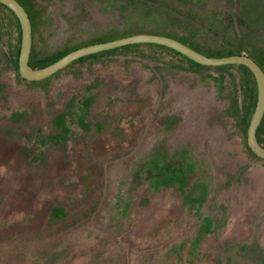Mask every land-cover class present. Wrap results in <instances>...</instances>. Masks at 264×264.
I'll return each mask as SVG.
<instances>
[{
  "label": "flooded vegetation",
  "instance_id": "af4514ba",
  "mask_svg": "<svg viewBox=\"0 0 264 264\" xmlns=\"http://www.w3.org/2000/svg\"><path fill=\"white\" fill-rule=\"evenodd\" d=\"M32 50L33 35L29 64L41 67L32 62ZM81 57L38 80L15 70L20 80L33 83ZM105 76L94 89L77 85L82 95L50 98V114L45 111L46 93L39 91L32 100L26 92L12 97L11 87L0 88V141L23 165L26 178L58 170L64 156L55 155L56 165L50 166L52 153L65 154L67 162L93 147L91 156L99 155L88 162L86 174L79 175L81 162L65 168L59 180L65 182L61 192L66 201L50 195L48 228L11 240L0 252V264H77L79 257L78 264H264V158L247 145V110L241 115V129L244 147L256 159L252 166L249 161L238 165L242 157L226 153L231 147L217 140L216 125L199 118L198 125L182 135L174 126L183 115L171 99L153 87H140V79ZM225 114L233 117L232 109ZM263 118L256 137L264 146L259 135ZM129 147L140 152L136 164L127 160L126 150L109 149ZM0 172L2 185L10 173ZM30 183L34 188V180ZM92 200L93 207L66 226L79 234L65 235L61 220L67 212L81 211ZM164 208L172 221L158 220L155 228L162 230L152 226L147 231L153 232V245L144 249L135 224L143 212Z\"/></svg>",
  "mask_w": 264,
  "mask_h": 264
},
{
  "label": "rangeland",
  "instance_id": "374dc122",
  "mask_svg": "<svg viewBox=\"0 0 264 264\" xmlns=\"http://www.w3.org/2000/svg\"><path fill=\"white\" fill-rule=\"evenodd\" d=\"M21 2L32 16L33 63L46 64L67 51L93 42L150 32L175 36L212 56L238 52L250 55L264 70V0H21ZM16 41L12 19L0 7V88L11 87L9 90L12 91V97L26 92L33 100L39 96V91H42L46 93L48 103L45 111L50 114L52 108L50 98L82 95L84 90L78 91L77 85L88 84L94 89L98 83L107 79L105 75L120 74L131 82L140 79L141 82H138L140 87L144 89L153 87L162 96L171 99L175 111L178 110V113L183 115L182 120L177 121V125L174 126V131L184 135L188 132V127L198 125L200 118L206 124L217 126L219 133L217 140L221 145L228 144L232 149L226 150V153L230 157H242L238 160V165L243 164L242 161H249L248 165L252 166L255 162L256 159H251L244 147L241 129L243 124L241 115L246 109L248 116L254 103L252 77L246 70L236 66L221 69L193 67L184 58L167 49L140 45L121 48L113 53L85 57L51 78L27 83L20 80L12 63ZM229 109H232L233 117L225 114ZM259 135L264 140V118ZM3 143L0 141V171L9 172L10 177L8 176L0 185V189H3V196H0L2 222L0 252L13 239L23 235L31 236L48 228V211L53 198L50 195L56 194L58 198L64 196L62 199L65 200V195L61 192L65 182L63 180L61 184L59 179L65 177L67 166L72 162L76 167L78 162L83 163L78 169L79 175H83L88 172V162H94L99 158V155L91 156L96 152L94 147L85 151L84 156L73 154L69 162L65 154L52 153V161L48 162L50 166L56 165L55 155L59 156L58 159L64 156L59 169L41 172L36 179H32L26 178L23 165L14 160L11 149ZM109 149L126 150L127 160L134 164L141 156L134 147ZM32 180L35 183L34 188L30 183ZM92 203L93 200L87 202L82 212L78 209L67 212L61 220L63 231L68 230L66 226L75 220L79 213L83 214L91 209ZM161 219L172 221L165 208L159 212H143L136 222L134 230L141 232L144 249L153 245V232L151 231V235L147 231L152 226L154 231L162 230L155 228L157 221ZM228 229L230 226L227 225L226 230ZM73 231L75 232L72 233L69 229L65 235L79 234L77 230ZM81 260L79 257L76 263Z\"/></svg>",
  "mask_w": 264,
  "mask_h": 264
},
{
  "label": "water",
  "instance_id": "95a60500",
  "mask_svg": "<svg viewBox=\"0 0 264 264\" xmlns=\"http://www.w3.org/2000/svg\"><path fill=\"white\" fill-rule=\"evenodd\" d=\"M0 3L12 10L19 20L18 70L23 78L29 80L45 78L81 56L136 43H153L165 46L205 66L232 64L246 66L251 71L256 84V102L247 127V145L256 155L264 158V146L258 142L256 137L257 127L264 115V71L251 56L243 53L225 56L207 55L175 37L160 33L141 32L86 44L65 53L47 65L34 67L29 64L32 46V24L28 11L19 0H0Z\"/></svg>",
  "mask_w": 264,
  "mask_h": 264
},
{
  "label": "trees",
  "instance_id": "16d2710c",
  "mask_svg": "<svg viewBox=\"0 0 264 264\" xmlns=\"http://www.w3.org/2000/svg\"><path fill=\"white\" fill-rule=\"evenodd\" d=\"M19 1L21 2V0H19ZM21 3H22V2H21ZM22 4H23V3H22ZM23 5H24V4H23ZM24 6H25V5H24ZM0 7H1L2 9H4V10L10 15V17H11V19H12V22H13V24H14V26H15L16 36H17V41H16V46H15V49H14L13 62H14V65H15V69L18 70V52H19V46H20V25H19V20H18V18L15 16V14L13 13V11L10 10L7 6H5V5H3L2 3H0ZM25 8H26V7H25ZM26 10H27V8H26ZM27 11H28V10H27ZM28 14H29V16H30L31 23H32V16H31V14H30L29 12H28ZM32 26H33V23H32ZM32 35H33V29H32ZM165 35H167V34H165ZM169 36H171V35H169ZM172 37H175V36H172ZM175 38H176V37H175ZM177 39H179V38H177ZM183 42H185V41H183ZM185 43L188 44L187 42H185ZM140 45H150V46H156V47H160V48L167 49V50H169V51H171V52H173V53H175V54L180 55V56L183 57L185 60H187L188 62H190V64L195 65V66H197V67L221 69V68H224V67H233V66H236V67H239V68H242V69L246 70V71L251 75V77H252L253 91H254V103H253V105H252V107H251V109H250V113H249V115H248V117H247L246 125H245V128H247V125H248V122H249L250 116H251V114H252V112H253V110H254V107H255V102H256V84H255V80H254V77H253L251 71H250L246 66L241 65V64L222 65V66H205V65H201V64H198V63H196V62L190 60L189 58L185 57L184 55L178 53L177 51H175V50H173V49H170V48L165 47V46H161V45L153 44V43H136V44H129V45H125V46H121V47H116V48L109 49V50H106V51H101V52H107V51L116 50V49H118V48L130 47V46H140ZM188 45L191 46V44H188ZM191 47H193V46H191ZM193 48H195V49L198 50V51H201V50H199V49L196 48V47H193ZM67 52H69V51H67ZM67 52H65V53H67ZM201 52H202V51H201ZM65 53H63V54H61V55L55 57L53 60H51L50 62H48V63H46V64H39V65H40V66H41V65H42V66L47 65V64L53 62L54 60H56L57 58H59L60 56L64 55ZM203 53H204V52H203ZM205 54H206V53H205ZM236 54H240V52H238V53H236ZM207 55H208V54H207ZM249 56H250V55H249ZM81 58H83V57H81ZM79 59H80V58H79ZM254 60H255V59H254ZM255 61L257 62V60H255ZM257 63L259 64V62H257ZM259 65H260V64H259ZM260 66H261V65H260ZM261 68H262V66H261ZM262 69H263V68H262ZM263 71H264V70H263ZM257 130H258V129H257ZM258 139H259V138H258ZM259 141H261V140L259 139Z\"/></svg>",
  "mask_w": 264,
  "mask_h": 264
}]
</instances>
